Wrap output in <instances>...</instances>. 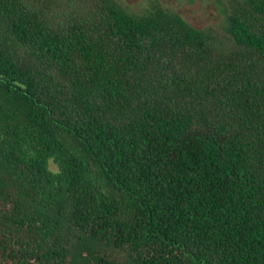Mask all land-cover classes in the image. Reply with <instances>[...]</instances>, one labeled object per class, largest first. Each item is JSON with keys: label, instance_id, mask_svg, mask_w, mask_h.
Wrapping results in <instances>:
<instances>
[{"label": "trees", "instance_id": "16d2710c", "mask_svg": "<svg viewBox=\"0 0 264 264\" xmlns=\"http://www.w3.org/2000/svg\"><path fill=\"white\" fill-rule=\"evenodd\" d=\"M214 6L0 0V264H264V0Z\"/></svg>", "mask_w": 264, "mask_h": 264}, {"label": "rangeland", "instance_id": "374dc122", "mask_svg": "<svg viewBox=\"0 0 264 264\" xmlns=\"http://www.w3.org/2000/svg\"><path fill=\"white\" fill-rule=\"evenodd\" d=\"M131 14L141 16L161 6L182 16L191 26L209 34L216 44H223L226 39L223 18L215 8L214 0H115ZM53 170H57L51 163Z\"/></svg>", "mask_w": 264, "mask_h": 264}]
</instances>
